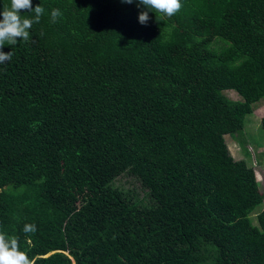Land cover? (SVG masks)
Returning <instances> with one entry per match:
<instances>
[{
	"label": "trees",
	"instance_id": "trees-1",
	"mask_svg": "<svg viewBox=\"0 0 264 264\" xmlns=\"http://www.w3.org/2000/svg\"><path fill=\"white\" fill-rule=\"evenodd\" d=\"M259 100L264 0H0V264H264Z\"/></svg>",
	"mask_w": 264,
	"mask_h": 264
},
{
	"label": "rangeland",
	"instance_id": "rangeland-1",
	"mask_svg": "<svg viewBox=\"0 0 264 264\" xmlns=\"http://www.w3.org/2000/svg\"><path fill=\"white\" fill-rule=\"evenodd\" d=\"M224 95L231 100H238V96L233 91H226ZM253 111L243 118L242 137L245 140L248 156H244L242 150L237 144V141L224 135V141L229 151V154L234 160H244L247 165H250L255 170V178L258 182L259 190L264 194V135L260 128V119L264 116V100H259L252 105ZM126 177L121 178L122 182H129ZM264 209V199L250 215L252 223L255 224V215Z\"/></svg>",
	"mask_w": 264,
	"mask_h": 264
}]
</instances>
